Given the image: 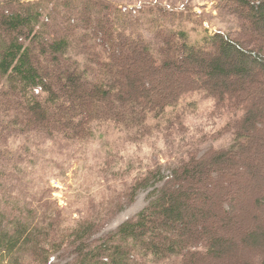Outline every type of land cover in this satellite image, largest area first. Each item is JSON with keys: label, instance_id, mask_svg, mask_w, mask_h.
<instances>
[{"label": "trees", "instance_id": "trees-1", "mask_svg": "<svg viewBox=\"0 0 264 264\" xmlns=\"http://www.w3.org/2000/svg\"><path fill=\"white\" fill-rule=\"evenodd\" d=\"M232 2L242 28L191 39L184 27L190 8L182 5L140 1L128 9L107 0H0V164L8 165L7 141L16 135L87 139L103 121L134 134L170 112L180 121L184 108L192 109L181 103L190 92L216 108L239 111L228 123V147L179 161L167 175L157 166L138 178L130 201L140 186L158 187L134 218L101 236L94 234L107 222L101 215L93 219L92 211L69 229L65 242L57 215L22 213L10 195L1 198L0 264H264V221L255 215L243 233L231 236L228 230L240 219L235 198L220 203L210 194L213 185L235 182L238 171L255 179L259 162L249 153L264 132V109L255 108L247 91L260 71L264 90V0ZM145 70L166 76L175 70L186 75L187 85L151 100L153 86L135 84ZM229 77L236 79L230 88ZM249 156V166L238 169ZM249 205L258 213L264 195ZM63 244L72 257L55 262Z\"/></svg>", "mask_w": 264, "mask_h": 264}, {"label": "rangeland", "instance_id": "rangeland-1", "mask_svg": "<svg viewBox=\"0 0 264 264\" xmlns=\"http://www.w3.org/2000/svg\"><path fill=\"white\" fill-rule=\"evenodd\" d=\"M107 1L125 3L128 9L140 1H157L161 6L170 4L188 7L190 8L188 12L191 14L184 27L191 39L200 38L204 31L226 32L242 28L238 21L240 13L231 11L235 8L232 0ZM244 23L251 28V23ZM146 34L149 36V33ZM127 62L124 63L127 65ZM124 63L122 66H116V70L125 68ZM130 65L136 67L137 64ZM146 71L139 74L142 75V80L135 79V84L140 89L148 81L153 86L149 94L151 100L163 96V92H167L168 95L175 88L187 85L186 75L180 77L175 70L168 76L159 71L151 73ZM193 74L194 72H191V75ZM262 75L261 71L257 72L255 79L247 87V91H251L256 100L255 108L259 110L264 109ZM167 80H172L169 89H165L164 86ZM222 80L219 78L218 83ZM235 81V78L229 77L225 79V84L230 88ZM138 96L140 97L141 94ZM181 103L192 106V109L184 108L186 114L181 122L175 120L176 112H170L169 117L159 121L153 120V124L150 125L152 127L144 133L134 134L103 121L93 125L92 136L87 139L69 138L58 132L52 136L40 133L10 137L7 141L6 155L9 163L7 167L0 164L2 166L0 199L2 198L4 202L10 195L13 198L11 204L22 213L33 210L42 215L50 213L57 215L60 228L66 230L61 232L65 233L63 238L65 242L69 241L67 239L69 229L73 228L82 217L91 214V211L93 219L96 215H101L103 218L101 220L107 222L94 234L96 237L114 230L123 221L134 218L148 203L150 195L154 192L152 190L157 183L153 185L151 182L146 187L140 186L133 199L128 200L127 194L138 178H143L148 171L154 170L157 166H161L162 173L167 175L170 168L176 166L179 161L200 156L209 149L226 148L231 143L232 127L230 125L229 128L228 123L239 115L238 110L230 109L226 104L216 108L206 96L191 92L183 96ZM178 111L183 112L182 109ZM249 154L260 163L253 171L255 179L238 171L249 166L251 161L249 156L239 162L237 169L239 177L235 182L227 184L223 181L222 186L213 185L210 193L217 195L213 198L215 202L222 203L228 199V196L235 198L233 200L237 206L234 211H238L234 212L235 219L237 216L242 219V216L238 215L239 212L245 217L243 220L239 219L233 229L228 230L231 236L243 233L249 225V219H253L255 215L259 216L255 218L264 221V205L257 208L259 214L249 205L264 195V164H261L262 161L264 162V132L258 134ZM231 173H228V176ZM207 188L210 186L208 185ZM107 211L108 214H112L106 219L103 215ZM64 247L63 244L58 249L59 255L58 258H54L55 262L65 263L72 257L70 253L64 251ZM236 261L240 264L239 259ZM33 264H38V261L34 259Z\"/></svg>", "mask_w": 264, "mask_h": 264}]
</instances>
